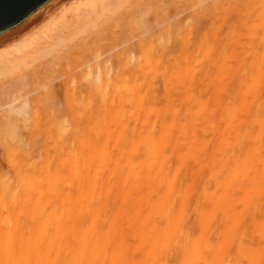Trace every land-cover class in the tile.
<instances>
[{
	"label": "bare ground",
	"instance_id": "bare-ground-1",
	"mask_svg": "<svg viewBox=\"0 0 264 264\" xmlns=\"http://www.w3.org/2000/svg\"><path fill=\"white\" fill-rule=\"evenodd\" d=\"M76 1L57 15L41 6L27 20L41 24L18 37L0 33V264L254 258L248 230L264 236L255 219L264 201V0H235L234 16L230 0L210 1L219 17L169 21L139 39L137 57L128 39L114 54L93 48L141 4ZM71 61L65 102L49 80L17 99L20 82ZM14 116L39 118L40 128L23 133ZM240 226L237 240L225 237Z\"/></svg>",
	"mask_w": 264,
	"mask_h": 264
},
{
	"label": "rangeland",
	"instance_id": "rangeland-1",
	"mask_svg": "<svg viewBox=\"0 0 264 264\" xmlns=\"http://www.w3.org/2000/svg\"><path fill=\"white\" fill-rule=\"evenodd\" d=\"M75 1L76 0H63V1H60L57 6L48 7L49 4H51V2H52L51 0H49L42 7L46 6V8H48L47 9L48 12H46L47 14L52 13V15H57L59 11L62 12V10H61L62 8L66 9L65 7L72 6L73 4H75ZM133 1L131 0V2H133ZM210 1H214V0H206V1L205 0H139V1L136 0V2L141 4L140 8L142 11L140 12V10H136V12L134 13L135 15L131 14L130 17L131 16L132 17L129 20L121 21V22L117 21V23L119 22L117 26L113 25L112 29H109V30L107 29V30L103 31L102 32L103 34L100 33L99 36H97L95 39V43H94L95 47L93 49L101 52L100 54L108 53L110 51V49H112L111 51H113V52L111 54H114L115 52H118L121 49H124L125 46L123 47V43L125 44V41L128 39L129 41H127L128 42L127 46L133 48L134 51L130 48V52L133 53L134 56L137 57V56H139V54L142 52V49H143L139 45H137L139 39H142V38L149 39V37L151 36L150 35L151 31L154 34L155 31L157 32L158 28L162 27L165 24L169 25L168 24L169 21L180 20L178 22H180V23L183 22V24L185 23L183 26H185L186 24H189L190 21H192L194 24L200 23L202 25L203 24L207 25L210 23V21H209L210 18L219 17L220 14H218V12L214 13L213 10L210 9L212 12L211 13L210 10L207 9V7H211L210 4L212 2L210 3ZM243 1L245 2L244 4H246V3L248 5L254 4V0H243ZM206 3H207V5H206ZM227 3H229V5L226 6L228 9L229 15L234 16L235 15V9L240 7L241 3H237V1H235V0H230ZM38 10H40V9H38ZM38 10L36 12H38ZM207 11L210 14H208ZM137 12L140 14L139 17L137 16L138 15ZM32 14H34V13H32ZM28 18L29 17H27L25 20H23L19 24L15 25L14 27L10 28L9 30H7V32L8 33L14 32L13 37H18L22 34L29 32V30H32L35 27L39 26V24H41L42 20H41V18H38V20H36V22L34 21L35 23L32 22V24L30 23V26H29L27 24ZM25 23L27 25H25ZM7 32L5 31L4 33H2L3 37L5 34H7ZM148 32H150V33H148ZM142 33L143 34L145 33V34L142 35ZM2 34H0L1 35L0 39L2 37ZM140 35H142V36L140 37ZM1 40H3V39H1ZM1 40H0V42H1ZM148 42H149V40H148ZM115 47H117L116 48L117 50L115 49ZM97 51L95 53H97ZM104 55H106V54H104ZM114 59H117V58H114ZM69 65H71V67L69 69H67L66 71L63 68L59 69V68L54 67V69L52 68L51 71H47L45 74L43 73L44 75H41L42 77L38 76L37 77L38 79L30 80V78H29V80H27V83L25 82L26 80L23 82L26 85H24V84L22 85L21 84L22 82H20L19 86L18 87L16 86L17 88H15V89L19 88L20 90H22L18 95L16 94L17 99L21 98L20 96H22V95L23 96L28 95V97L33 98V97L37 96L39 93H43V91H41V90H43V88H42L44 86L43 83L45 82V80L47 82L49 80L48 83H49L50 88L47 87V89H51V87H53L56 91V96L58 97V99L56 101L58 102V100H59V103L65 102L67 100V93L64 90V82L66 80H68L69 77L72 76V74H73V76L76 75L73 73V68H75V66H74L75 62L71 61L69 63ZM32 70L34 71L35 69H29L28 70L29 71L27 73L28 76L30 75V72ZM33 71L31 72V76H32V74L35 75V73ZM78 72H77V74H78ZM37 75H39V74L37 73ZM32 78H35V77H32ZM20 85H22V86H20ZM0 89H2V87ZM44 89H46V88H44ZM38 91H39V93H38ZM15 93H17V91ZM34 93H38V94L36 95ZM23 98H25V97H23ZM23 98H22V100H23ZM2 100H4V98ZM2 100L0 101V106H1V103L3 102ZM22 100H20V101H22ZM6 101H7V99L2 103V105H4V103ZM38 112H39V118H42L44 116V114L46 113V110L43 107V103H42L41 109H38ZM38 119L34 120L32 117H30V118L29 117H19L18 118V117L14 116V117H12V119H8V120L14 121L15 125H18V128L23 133H25L26 128L29 127L30 125L34 126L36 128H40L41 123ZM208 182L210 183L209 185L213 184V181L208 180ZM233 183L237 184V181H233ZM259 207L260 208H258V209H260V210H258L256 212L255 219L256 220L258 219V221H260V220L264 221V201L261 202V206L259 205ZM245 219H246L245 222L248 223L249 222V220H247L248 218L246 217ZM225 221H226V219L221 214L217 215L216 220H213V223L210 226V233H212V236L214 237V239H216V236H218L217 235L218 232L214 233V231L215 230L219 231L220 223H223ZM230 224H231V222L229 221L227 226H229ZM192 225H193V228L196 226L195 225V213L194 212L192 214ZM195 229L196 228H194L192 230H195ZM248 231L249 232L247 234L249 236H247V235L246 236L249 239L247 238L248 239V241H247L245 238V240L247 243L250 241L252 242L251 244L249 243L251 245L250 247H252V245L255 243L253 246L257 247V255L254 258L249 259L246 262L244 261V264H264V236H260V233L257 232V229L255 231L252 227L249 228ZM241 232H242V229L240 226V227H235L233 229H227L224 232V234H225L226 238L230 237L232 239V237H233L235 240H237L239 238V236L241 235ZM250 238H252L255 241H253ZM235 249H236V246L234 245L233 251H235Z\"/></svg>",
	"mask_w": 264,
	"mask_h": 264
},
{
	"label": "water",
	"instance_id": "water-1",
	"mask_svg": "<svg viewBox=\"0 0 264 264\" xmlns=\"http://www.w3.org/2000/svg\"><path fill=\"white\" fill-rule=\"evenodd\" d=\"M48 0H0V33L22 22Z\"/></svg>",
	"mask_w": 264,
	"mask_h": 264
}]
</instances>
